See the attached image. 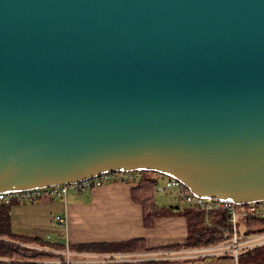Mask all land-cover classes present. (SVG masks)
I'll list each match as a JSON object with an SVG mask.
<instances>
[{
  "label": "water",
  "instance_id": "water-1",
  "mask_svg": "<svg viewBox=\"0 0 264 264\" xmlns=\"http://www.w3.org/2000/svg\"><path fill=\"white\" fill-rule=\"evenodd\" d=\"M131 171L264 200V0H0V193Z\"/></svg>",
  "mask_w": 264,
  "mask_h": 264
},
{
  "label": "crops",
  "instance_id": "crops-1",
  "mask_svg": "<svg viewBox=\"0 0 264 264\" xmlns=\"http://www.w3.org/2000/svg\"><path fill=\"white\" fill-rule=\"evenodd\" d=\"M134 187L123 182H113L92 192L70 190L65 199H49L32 204L14 203L10 209L11 230L25 237L46 238L48 235L51 241H60L69 246L144 239L153 251L137 255L141 261L151 264H248L241 261L240 257L236 260L230 253L194 257L190 252L194 249H166L185 242L188 236L185 217H159L153 227L146 228L142 207L133 202L131 197ZM158 196H164L157 198L159 209L177 207L175 196ZM57 216L66 219L63 228L58 226L55 220ZM51 236L55 238L51 239ZM82 255L75 256L74 260L79 263L87 260L91 263L98 256Z\"/></svg>",
  "mask_w": 264,
  "mask_h": 264
},
{
  "label": "trees",
  "instance_id": "trees-1",
  "mask_svg": "<svg viewBox=\"0 0 264 264\" xmlns=\"http://www.w3.org/2000/svg\"><path fill=\"white\" fill-rule=\"evenodd\" d=\"M141 178L132 188L133 202L143 210V222L146 228L154 226L159 217L180 215L185 217L188 226V236L181 245L166 249H196L224 242L225 235L231 236L229 215L227 212L215 210L205 211L181 210L177 207L159 209L157 206L156 188L168 178L156 172H140ZM11 205L0 206V264H64L63 242H54L49 238L25 237L16 235L10 226ZM240 233L254 235L264 233V217L248 216L242 218ZM69 250L75 254H140L153 251L149 249L144 239H134L118 242H97L70 245ZM241 261L248 264H264V244L248 248L239 255ZM152 262L137 261L126 264H151ZM75 264H114L107 262H88Z\"/></svg>",
  "mask_w": 264,
  "mask_h": 264
},
{
  "label": "built area",
  "instance_id": "built-area-1",
  "mask_svg": "<svg viewBox=\"0 0 264 264\" xmlns=\"http://www.w3.org/2000/svg\"><path fill=\"white\" fill-rule=\"evenodd\" d=\"M141 173L139 171L131 172H117V173H104L99 176L89 178L77 184H63L46 188H35L25 191L0 193V206H7L14 203L32 204L49 199H65L70 190H75L79 193L92 192L104 185L113 182H123L136 186ZM156 194H170L176 197L178 207L181 210L193 211H223L229 215L231 223L230 230L231 236L225 235V241L219 244L203 246L196 248L191 252L194 257L207 256L212 254H232L236 260L243 250L253 248L258 245L264 244V233L254 235H244L240 233L237 224L241 218L248 216H262L264 217V200L238 204L234 201H224L220 198H209L195 196L184 184L174 178H167L163 184L156 188ZM58 226L63 228L66 225V219L60 216L55 218ZM63 251L65 256L64 264H75V256H84L82 254H75L69 250V245ZM95 257V256H94ZM94 262H107L114 264H126L141 261L140 256L137 254H114V255H98ZM86 263L89 262L84 260Z\"/></svg>",
  "mask_w": 264,
  "mask_h": 264
},
{
  "label": "rangeland",
  "instance_id": "rangeland-1",
  "mask_svg": "<svg viewBox=\"0 0 264 264\" xmlns=\"http://www.w3.org/2000/svg\"><path fill=\"white\" fill-rule=\"evenodd\" d=\"M162 182V184H163V180L161 181ZM161 197H164V196H158L157 198L158 199H161ZM243 223V221H242V218L239 220V223H238V226H240V227H242L241 226V224ZM49 236L48 235H46V238H48ZM55 237H53V236H51V239H54ZM53 241V240H52ZM263 261H264V259H263ZM242 264V263H241ZM262 264H263V262H262Z\"/></svg>",
  "mask_w": 264,
  "mask_h": 264
}]
</instances>
